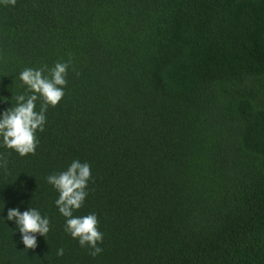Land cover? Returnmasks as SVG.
<instances>
[{
    "label": "trees",
    "instance_id": "obj_1",
    "mask_svg": "<svg viewBox=\"0 0 264 264\" xmlns=\"http://www.w3.org/2000/svg\"><path fill=\"white\" fill-rule=\"evenodd\" d=\"M56 62L35 154L0 147V215L29 201L50 231L28 250L0 219V264H264V0L0 2V96ZM73 160L91 169L73 214H96L95 257L45 181Z\"/></svg>",
    "mask_w": 264,
    "mask_h": 264
},
{
    "label": "clouds",
    "instance_id": "obj_2",
    "mask_svg": "<svg viewBox=\"0 0 264 264\" xmlns=\"http://www.w3.org/2000/svg\"><path fill=\"white\" fill-rule=\"evenodd\" d=\"M6 2L15 4V0ZM67 68L68 62H56L51 67H25L19 71L17 79L24 86V91L14 97L12 93L10 97L0 96V103L10 105L0 111V147L11 150L20 157L35 154L39 144L36 133L44 130L47 109L55 107L64 95ZM9 99H14V103L10 104ZM90 178V165L73 160L64 170L48 174L45 181L57 193L54 205L64 217L65 233L76 240L80 247H87L89 254L95 257L102 252L98 244L103 240L96 214H73L86 199ZM20 188H24L23 181ZM24 203L20 200L16 206L7 208L0 219L15 225L14 233H19V243L23 248L34 250L37 248L38 237L43 238L49 233L50 219L39 209L31 207L29 201L28 206L22 210ZM3 211L4 207L0 212ZM63 254V248L56 250L57 256Z\"/></svg>",
    "mask_w": 264,
    "mask_h": 264
}]
</instances>
